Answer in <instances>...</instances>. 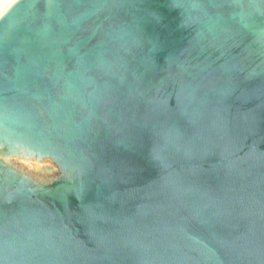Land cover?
<instances>
[{"label":"water","instance_id":"water-1","mask_svg":"<svg viewBox=\"0 0 264 264\" xmlns=\"http://www.w3.org/2000/svg\"><path fill=\"white\" fill-rule=\"evenodd\" d=\"M0 264H264V0H15Z\"/></svg>","mask_w":264,"mask_h":264},{"label":"rangeland","instance_id":"rangeland-1","mask_svg":"<svg viewBox=\"0 0 264 264\" xmlns=\"http://www.w3.org/2000/svg\"><path fill=\"white\" fill-rule=\"evenodd\" d=\"M8 0H3V3L0 4V8L5 4L7 3ZM32 169L36 170L37 172H40V173H47V174H50V175H55L57 173V169L55 168H51V167H48V166H42V167H32Z\"/></svg>","mask_w":264,"mask_h":264},{"label":"bare ground","instance_id":"bare-ground-1","mask_svg":"<svg viewBox=\"0 0 264 264\" xmlns=\"http://www.w3.org/2000/svg\"><path fill=\"white\" fill-rule=\"evenodd\" d=\"M15 0H8L7 3H5L1 8H0V16L4 13V11L14 2ZM3 3V0H0V4Z\"/></svg>","mask_w":264,"mask_h":264}]
</instances>
